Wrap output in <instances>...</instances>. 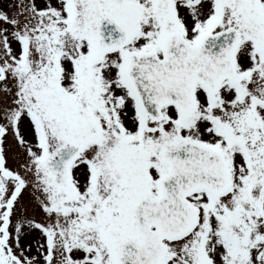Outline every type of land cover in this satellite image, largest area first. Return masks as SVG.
<instances>
[{
	"label": "snow or ice",
	"instance_id": "snow-or-ice-1",
	"mask_svg": "<svg viewBox=\"0 0 264 264\" xmlns=\"http://www.w3.org/2000/svg\"><path fill=\"white\" fill-rule=\"evenodd\" d=\"M0 264H264V0H0Z\"/></svg>",
	"mask_w": 264,
	"mask_h": 264
}]
</instances>
